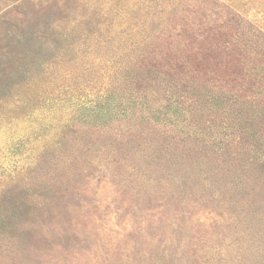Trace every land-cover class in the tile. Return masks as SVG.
Segmentation results:
<instances>
[{
	"label": "rangeland",
	"instance_id": "1",
	"mask_svg": "<svg viewBox=\"0 0 264 264\" xmlns=\"http://www.w3.org/2000/svg\"><path fill=\"white\" fill-rule=\"evenodd\" d=\"M0 264H264V0H0Z\"/></svg>",
	"mask_w": 264,
	"mask_h": 264
}]
</instances>
